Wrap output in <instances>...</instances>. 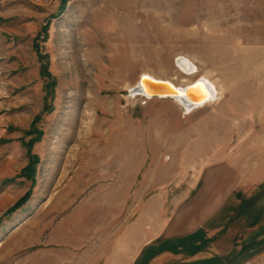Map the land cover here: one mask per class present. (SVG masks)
<instances>
[{
    "label": "rangeland",
    "instance_id": "1",
    "mask_svg": "<svg viewBox=\"0 0 264 264\" xmlns=\"http://www.w3.org/2000/svg\"><path fill=\"white\" fill-rule=\"evenodd\" d=\"M137 260L264 264V0H0V264Z\"/></svg>",
    "mask_w": 264,
    "mask_h": 264
},
{
    "label": "water",
    "instance_id": "2",
    "mask_svg": "<svg viewBox=\"0 0 264 264\" xmlns=\"http://www.w3.org/2000/svg\"><path fill=\"white\" fill-rule=\"evenodd\" d=\"M180 64V63H179ZM201 87L204 91L202 96L195 98L191 91ZM134 96H142L145 98H172L178 100L184 108L194 109L213 99L212 88L198 78L192 85L184 88H178L167 80H157L148 74H142L137 84L129 90Z\"/></svg>",
    "mask_w": 264,
    "mask_h": 264
},
{
    "label": "bare ground",
    "instance_id": "3",
    "mask_svg": "<svg viewBox=\"0 0 264 264\" xmlns=\"http://www.w3.org/2000/svg\"><path fill=\"white\" fill-rule=\"evenodd\" d=\"M180 64H179V66L181 67V69L184 71V72H186L185 74H187L188 76H192V75H194L195 73H197V68L195 67V65L194 64H192L191 63V61H189L188 59H185V58H182V59H180L179 61H178ZM180 67H179V69H180ZM180 69V71L183 73V71ZM149 75V74H148ZM150 77H152V78H154V79H157V80H163V79H159V78H155V77H153V76H151V75H149ZM204 82H206L211 88H212V90H213V99L210 101V102H208V103H206V104H203L202 106H199V107H197V108H200V107H203V106H205V105H207V104H209V103H211V102H214L216 99H217V101L220 99V90H219V86L214 82V81H212L211 79H210V74L209 73H207V74H205V75H203V76H201L200 77ZM198 80V79H197ZM196 80V81H197ZM167 81H169L170 83H172L174 86H176V87H178V88H184V87H186V86H189V85H192L194 82H192V83H190V84H187V85H183V86H179V85H175L172 81H170V80H167ZM185 83L186 82H190L189 80H185L184 81ZM203 89L201 88V87H199V89H193L192 91H191V93H192V95L195 97V98H197V97H199V96H202V95H204L203 94ZM132 96H134V95H132ZM147 99H150V98H147ZM154 99V98H153ZM170 99H172V98H170ZM173 100H175V99H173ZM175 101H177V102H179L178 100H175ZM180 103V102H179ZM181 104V103H180ZM182 105V104H181ZM197 108H194V109H197ZM185 109H187V110H194V109H188V108H185Z\"/></svg>",
    "mask_w": 264,
    "mask_h": 264
},
{
    "label": "trees",
    "instance_id": "4",
    "mask_svg": "<svg viewBox=\"0 0 264 264\" xmlns=\"http://www.w3.org/2000/svg\"><path fill=\"white\" fill-rule=\"evenodd\" d=\"M170 242H171V241H166V243H170ZM172 249H173V247L170 246V247H168L167 249H164L163 251H171ZM135 264H140V263H139V260H137Z\"/></svg>",
    "mask_w": 264,
    "mask_h": 264
}]
</instances>
